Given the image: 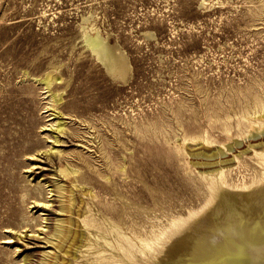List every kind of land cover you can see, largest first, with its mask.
<instances>
[{"label": "rangeland", "instance_id": "obj_1", "mask_svg": "<svg viewBox=\"0 0 264 264\" xmlns=\"http://www.w3.org/2000/svg\"><path fill=\"white\" fill-rule=\"evenodd\" d=\"M263 5L0 0V264H23L27 253L33 264L49 250L42 236L58 213L52 188L60 178L52 172L62 162L80 168L103 205L127 201L126 219H135L137 206L144 234L184 211V199L172 205L166 200L183 195L190 160L203 157L180 154L174 146L193 134L224 140L210 114L221 107L231 113L254 92L264 95ZM81 23L126 50L132 66L125 80L111 75L85 46ZM51 74L47 87L42 80ZM51 92L61 96L57 105ZM61 123L65 129L57 134ZM50 148L61 154L46 155ZM187 252L179 250L169 262L165 247L153 262L183 264Z\"/></svg>", "mask_w": 264, "mask_h": 264}, {"label": "bare ground", "instance_id": "obj_2", "mask_svg": "<svg viewBox=\"0 0 264 264\" xmlns=\"http://www.w3.org/2000/svg\"><path fill=\"white\" fill-rule=\"evenodd\" d=\"M80 25L85 46L93 51L95 58L105 65L111 75L125 80L132 66L126 50L118 46L113 48L106 36H100L98 31H90V27L82 23ZM52 75L40 80L48 87L52 83ZM50 95L57 105L61 96L54 92ZM250 98L242 101L245 104H240L231 113L221 107L215 114H210L212 125L219 124L216 126L225 132L224 140L217 141L209 134L193 133L178 140L174 146L178 153L203 159L190 160L193 168L190 171L184 170L183 195L169 194L166 200L172 205L177 198L184 199L185 210L169 213L166 224L160 228L156 224L158 229L149 228L146 234L142 232L139 220H136L140 214L137 206L135 213H132L135 221L126 219L129 214L127 201L120 202L118 206L109 203L103 205L93 187L86 185L90 181L78 166L66 162L59 163V167L56 165L54 172H51L60 178L54 180L52 188L57 195L55 206L58 213H54L56 217L52 225L42 234L43 242L49 250L41 249L40 257L33 264H154V257L165 247L170 253L169 262H172L179 250L187 249L183 264H264V246H261L264 242V95L254 92ZM59 112L56 110L53 114ZM232 127H235L234 131ZM64 129L63 123L58 125L57 134ZM242 141L245 143L240 148ZM27 147L23 148L26 150ZM53 149L50 148L51 151L46 155L51 152L61 154V150ZM21 198L24 202V196ZM31 261L32 256L23 254V264H30Z\"/></svg>", "mask_w": 264, "mask_h": 264}]
</instances>
